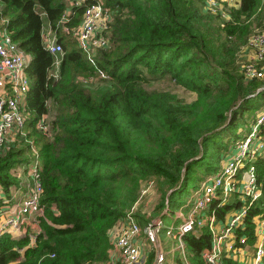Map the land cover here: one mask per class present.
Returning <instances> with one entry per match:
<instances>
[{
    "label": "trees",
    "instance_id": "1",
    "mask_svg": "<svg viewBox=\"0 0 264 264\" xmlns=\"http://www.w3.org/2000/svg\"><path fill=\"white\" fill-rule=\"evenodd\" d=\"M99 1L110 9L111 19L107 43L90 63L70 32L82 4L71 5L62 23L65 0H0L2 25L29 55L26 130L0 154V198L10 197L27 180L24 171L12 169L27 161V140H32L41 160L43 208L33 244L27 245L24 235L0 234V264L104 260L107 234L118 218L131 211L142 230L151 217L167 213L190 181L219 167L221 153L249 129L253 112L263 104L264 71L245 78L235 59L264 20V0L223 1L220 8L227 17L219 9L205 10V0ZM44 28L62 46L56 76L51 74L53 55L42 39ZM97 69L105 73L97 78L107 86L94 96L77 77H95ZM164 79L194 95L185 99L170 89L148 86ZM49 110L54 111L47 136L36 121ZM254 166L262 194L249 207L244 228L237 229L248 243L253 238L250 218L264 210V154L256 156ZM142 183H152L159 192L149 214L133 209ZM239 203L237 198L223 203L217 217ZM182 238L189 263L203 264L200 250L209 244L207 226ZM223 262L242 264L230 257Z\"/></svg>",
    "mask_w": 264,
    "mask_h": 264
},
{
    "label": "built area",
    "instance_id": "2",
    "mask_svg": "<svg viewBox=\"0 0 264 264\" xmlns=\"http://www.w3.org/2000/svg\"><path fill=\"white\" fill-rule=\"evenodd\" d=\"M65 2V8L60 15L62 23L67 20L71 5H83L79 21L70 28V32L87 60L94 63L96 50L107 43L106 30L111 11L99 0ZM204 3V6H212L213 11L219 9L220 14L227 17V13L219 7L218 1L205 0ZM62 29L69 30L66 26H62ZM41 35L45 48L53 55L51 74L56 76L58 53L61 52L62 46L50 28H44ZM241 48L251 52V57L241 64V73L245 78L260 77L264 71V30L255 29L247 36ZM28 59L29 55L19 49L11 39L9 32L2 25L0 16V154L14 142V136L23 135L21 130L26 116L23 103L29 85L25 71ZM105 76L102 70L97 69L95 77ZM93 77L78 76L77 79L83 82ZM262 110L250 123L247 133L235 140L229 151L223 154L214 174L204 178L192 191L182 207L184 210L176 211V223L165 228V234L176 239L174 249L179 251V264H190L185 255L186 246L182 238L184 233L196 232L201 226H207L210 235L209 244L200 250L203 264H224V257L236 259L242 264H260L264 248V210L250 218L253 223L251 243H248L247 235L237 232V229L244 228V217L249 207L253 206L262 194L256 181L254 166L256 156L264 154V108ZM48 113L41 114L36 121V128L45 131L47 136L50 135ZM27 141L30 143L29 157L25 162L28 166L21 169L27 176V186L21 191L13 190L20 193L18 197L11 193L8 198H0V234L8 232L14 237L24 235L27 245H31L40 230L39 216L43 208L39 201L42 192L39 175L41 160L32 140ZM231 193L237 195L240 203L227 211L228 215L221 223L218 219L223 217H217L216 209L223 203H229L227 197ZM161 227L160 214L150 219L141 230L137 218L131 211L126 212L108 231L109 247L104 259L106 264H145V250L152 252L150 264H162L165 254L158 239ZM140 233L143 234V239ZM18 250L21 251L22 248L19 247Z\"/></svg>",
    "mask_w": 264,
    "mask_h": 264
},
{
    "label": "rangeland",
    "instance_id": "3",
    "mask_svg": "<svg viewBox=\"0 0 264 264\" xmlns=\"http://www.w3.org/2000/svg\"><path fill=\"white\" fill-rule=\"evenodd\" d=\"M216 1H218L219 7H221L220 3L223 2V1H226V0H216ZM228 1L230 3L234 2V0H228ZM0 7H1V2H0ZM203 8L205 10L213 11L211 9L212 6H204ZM216 10H217V8L213 12L215 13ZM255 29L264 30V20H263V22L261 24H259L258 26L254 27L253 30H255ZM248 57H251V52L250 51H244L241 48L239 50L237 56H236V59H235L236 60L235 62H236V65H237V69L239 71H240V67H241L242 62L246 61L245 59L248 58ZM239 64H240V66H239ZM262 65H263V68H264V59L262 61ZM83 82H86L88 88L91 90V93L94 96H98L99 93L102 92V90L107 86V82L105 80L98 79L97 77H93L92 79L86 80V81H83ZM148 86H155V87H162V88L170 89V90L176 92L179 96L184 97L185 99H191L192 96L194 95L192 92H190V91H188L186 89H183L181 86H178V85H176V84H174V83H172V82H170V81H168L166 79L152 82L151 84H148ZM263 108H264V101H263V104H261L260 107L255 109V111L253 112L252 115H253L254 119H255L256 115L260 111H263L262 110ZM53 111L54 110H49V113L47 114L48 121L50 120ZM253 118H250L248 120L247 124H249V122ZM249 126H250V124H249ZM240 129H241L240 127L237 128L238 131ZM25 130L26 129L23 127V129L21 130L22 131L21 133L24 134ZM247 131H248V129H247ZM247 131H245V133H243V135L241 137H243L247 133ZM21 133H19V134H21ZM18 137H19V135L18 136H14V139L18 140ZM233 142L234 141H232L230 143V145L228 146V149H227L226 152L221 153V157H220V160H219V163L217 164V166H219L223 154H225V153H227L229 151L230 146H232ZM27 160H28V158H27ZM23 166L27 167L28 165H26V163H24L23 165L20 164V163L16 164L14 166V168L12 169V171L13 172H15L16 170L21 171ZM215 171H216V169H215V167H213L210 171H208L207 175L202 177V179H200V180L197 179L195 181H190L188 183L187 187L185 189H182L178 193L175 201L170 205L168 213L167 214L166 213L161 214L162 227H161L160 231L158 232V239H159L160 247H161V249L163 250V252L165 254V258H164L162 264H179L178 263L179 260L177 259L178 258L177 255L179 254V251L177 249H174V247L176 245V239L174 237H170V236L166 235L165 232H164L165 228L168 227L171 224L174 225L176 223V221L174 220V217H175L174 214L176 213V211L179 210V209L180 210L181 209L184 210L182 207H183L184 203L186 202V200L190 197L192 191L196 187H198V185L200 184L201 181L204 180V178H207L208 176L214 174ZM20 176H23V172L21 173ZM239 177H240V175H238V178ZM236 196H237L236 194L233 195L231 193L227 197V201H229V203H232V200H234L236 198ZM158 197H159V192L153 186L152 183H147V184L146 183H142V190H141L140 196L137 199L136 203L134 204V208L133 209H135V210L138 209L140 212H143L144 214H149L151 209L154 207V204L157 201ZM152 218L153 217H151V219ZM144 249H146V248L144 247ZM145 252H146V255L144 256V261H145V264H147V261L149 260V256H150L149 253L151 251H146L145 250ZM188 252H189L188 248L185 247V255H187L186 253H188ZM151 260H152V257L150 256V262L148 264L151 263ZM91 264H106V262L104 260V261H100V262H94V263H91Z\"/></svg>",
    "mask_w": 264,
    "mask_h": 264
},
{
    "label": "crops",
    "instance_id": "4",
    "mask_svg": "<svg viewBox=\"0 0 264 264\" xmlns=\"http://www.w3.org/2000/svg\"><path fill=\"white\" fill-rule=\"evenodd\" d=\"M229 4H236L237 3V0H234V2L233 3H230L228 0H226ZM263 153V152H262ZM23 178V177H22ZM26 182H27V180L26 181H24L23 182V184L22 183H19V185L17 186V188H15L17 191H21V190H23V189H25L26 188ZM17 191H11V193L12 194H14V196H16V197H18L19 196V192H17ZM1 194V193H0ZM228 215V213L227 212H225V214L223 215V218L222 219H218V221H223L225 218H226V216ZM155 217V216H154ZM222 223V222H221ZM220 224V223H219ZM140 236H141V238L143 239L144 238V236H143V234L142 233H140Z\"/></svg>",
    "mask_w": 264,
    "mask_h": 264
},
{
    "label": "water",
    "instance_id": "5",
    "mask_svg": "<svg viewBox=\"0 0 264 264\" xmlns=\"http://www.w3.org/2000/svg\"><path fill=\"white\" fill-rule=\"evenodd\" d=\"M169 192V191H168Z\"/></svg>",
    "mask_w": 264,
    "mask_h": 264
}]
</instances>
